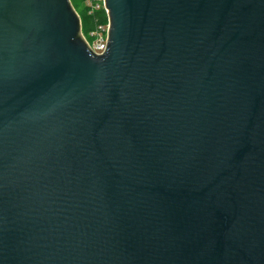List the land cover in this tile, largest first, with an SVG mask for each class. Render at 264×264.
<instances>
[{"label": "water", "instance_id": "water-1", "mask_svg": "<svg viewBox=\"0 0 264 264\" xmlns=\"http://www.w3.org/2000/svg\"><path fill=\"white\" fill-rule=\"evenodd\" d=\"M0 0V264H264V0Z\"/></svg>", "mask_w": 264, "mask_h": 264}, {"label": "built area", "instance_id": "built-area-1", "mask_svg": "<svg viewBox=\"0 0 264 264\" xmlns=\"http://www.w3.org/2000/svg\"><path fill=\"white\" fill-rule=\"evenodd\" d=\"M82 1H83L85 13L89 16H93L94 18L92 21L93 22L92 28L88 30L86 33L82 31V26L80 21V36L90 50L95 52L97 55H101L105 52L108 41V24H107L105 0H82ZM100 12H103L105 14V21L99 20L98 14Z\"/></svg>", "mask_w": 264, "mask_h": 264}, {"label": "trees", "instance_id": "trees-1", "mask_svg": "<svg viewBox=\"0 0 264 264\" xmlns=\"http://www.w3.org/2000/svg\"><path fill=\"white\" fill-rule=\"evenodd\" d=\"M81 21L82 31L86 33L88 30H90L93 26V16H89L83 11L82 13H78ZM100 21H105V14L103 12H100L98 14Z\"/></svg>", "mask_w": 264, "mask_h": 264}, {"label": "rangeland", "instance_id": "rangeland-1", "mask_svg": "<svg viewBox=\"0 0 264 264\" xmlns=\"http://www.w3.org/2000/svg\"><path fill=\"white\" fill-rule=\"evenodd\" d=\"M70 3L77 14L84 11L82 0H70Z\"/></svg>", "mask_w": 264, "mask_h": 264}]
</instances>
